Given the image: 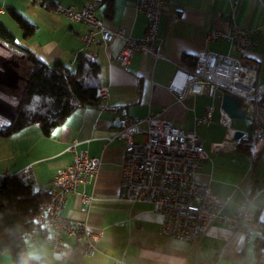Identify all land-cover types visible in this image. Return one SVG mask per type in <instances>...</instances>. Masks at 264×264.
<instances>
[{
    "label": "crops",
    "instance_id": "crops-1",
    "mask_svg": "<svg viewBox=\"0 0 264 264\" xmlns=\"http://www.w3.org/2000/svg\"><path fill=\"white\" fill-rule=\"evenodd\" d=\"M44 3L0 0V21L21 47L46 66L60 63L74 71L77 57L89 53L100 67L101 87L106 88L108 100L75 111L48 136L39 126L32 125L0 137V175H18L30 166L35 187L44 193L56 172L73 163L74 152L84 151L99 159L94 181L79 186L75 194L68 196L62 214L86 221L90 231L100 233L101 238L92 254L85 253L84 244L73 238H65L63 250L54 253L49 235H43L35 244L25 242L27 257L29 252H35L43 264H205L219 256L217 264H258L255 246L259 238L264 240V230L259 236L245 238L215 223L192 245L161 234L163 217L152 205L123 199L120 183L124 144L117 140L111 121L121 115L133 120L152 116L194 132L207 153V161L194 180L209 186L219 199H227L223 214H234L251 189L264 184V139L251 138L249 150L239 146L240 139L231 143L226 129L219 124L223 97L220 93L178 96L169 86L178 71L194 67L201 52L230 56L259 70L264 63V0H165L157 34L158 58L136 52L127 68L115 61L124 41L114 34L123 30L133 39L144 36L146 17L137 8L138 0H112L110 14L102 0ZM57 5L75 12L93 7L95 18L113 34L112 39L105 42L96 32L86 49L84 37L90 26L55 13L52 9ZM9 11L34 25L35 33L24 37ZM236 26L251 33L253 44L249 49L240 51L224 38ZM212 33L221 37L209 41ZM22 61L19 60L20 75L26 79L27 68L21 65ZM208 109L212 111L209 123H199ZM238 120L243 121L231 119V128L250 134L249 121ZM56 129L62 131L53 135ZM135 131L134 140L142 141L146 124L140 123ZM224 143L225 148L212 149V145ZM84 198L91 199L88 210ZM251 210L264 227V192L252 200ZM0 264H12L9 253L0 251Z\"/></svg>",
    "mask_w": 264,
    "mask_h": 264
},
{
    "label": "built area",
    "instance_id": "built-area-1",
    "mask_svg": "<svg viewBox=\"0 0 264 264\" xmlns=\"http://www.w3.org/2000/svg\"><path fill=\"white\" fill-rule=\"evenodd\" d=\"M30 1L45 5L44 0ZM164 3L165 0H138L137 8L146 17V30L141 39L128 37L123 30L114 34L124 41L115 60L121 68L130 65L136 52L158 58L157 34ZM52 10L71 21L90 26L91 30L84 37L86 49L91 46L96 32L105 42L113 37L112 33L104 29L102 22L95 18L93 7L75 12L57 5ZM250 34L236 26L224 38L241 51L252 46ZM220 37L219 33H212L207 39L214 41ZM258 79L259 70L256 67L230 56L201 52L191 70L175 74L169 88L178 96L184 93L207 96L220 93L222 96L235 97L251 125V133H241L240 139L251 137L259 141L264 139V87L258 88ZM98 97L100 105L108 100L106 88H100ZM211 113V109H208L198 122L209 123ZM140 123L146 124L144 139L135 141V128ZM219 124L226 129L227 139L236 144L238 140L234 137L237 131L231 128V118L222 110ZM111 127L117 132V140L124 144L120 183L122 198L133 203L152 205L163 217L161 234L196 245L215 223H221L233 235L245 238L263 233L264 227L251 210V203L264 192V184L253 187L234 214H223L227 199H219L209 186L199 185L194 180L196 173L207 161V153L194 132L184 131L152 116L143 120H133L126 115L116 116L111 121ZM225 147V143L212 145V149ZM98 168L99 159L89 157L84 151L74 152L73 163L58 170L49 189L45 190L47 200L36 212L33 224L24 234L23 240L35 244L40 236L49 235L51 249L58 253L64 248V239L73 238L77 243L84 244L85 253L92 254L101 234L90 231L86 221L68 218L62 212L68 196L75 194L79 186L94 181ZM17 178L23 184L36 186L30 166L23 169ZM90 204L91 199L84 198L87 210ZM218 258L205 264H217ZM115 264L120 263L116 261Z\"/></svg>",
    "mask_w": 264,
    "mask_h": 264
},
{
    "label": "trees",
    "instance_id": "trees-1",
    "mask_svg": "<svg viewBox=\"0 0 264 264\" xmlns=\"http://www.w3.org/2000/svg\"><path fill=\"white\" fill-rule=\"evenodd\" d=\"M110 14L112 0H102ZM9 17L28 38L36 27L15 11ZM0 48L9 56L23 58L26 66V81L19 91L11 93L9 100L15 111V118L0 127V137L5 138L25 127L37 125L43 135L60 125L75 111L99 105L100 67L89 53L77 57L74 71L55 63L46 66L29 51L21 47L14 36L0 21ZM186 59V58H185ZM184 59V60H185ZM239 146L245 150L251 147V137L240 139ZM43 189L23 184L17 175H0V251L9 253L12 264H23L28 260L24 234L31 228L36 212L47 200ZM257 263L264 264V240L258 239L255 246ZM28 264H43L29 260Z\"/></svg>",
    "mask_w": 264,
    "mask_h": 264
},
{
    "label": "water",
    "instance_id": "water-1",
    "mask_svg": "<svg viewBox=\"0 0 264 264\" xmlns=\"http://www.w3.org/2000/svg\"><path fill=\"white\" fill-rule=\"evenodd\" d=\"M19 67L18 59L14 57L7 59L0 55V88L9 89L12 92L20 90V83L25 82L26 79L18 73ZM221 108L231 119H245L249 121V118L245 117V113L240 110L239 100L233 96L224 95L221 100ZM0 118L7 122H12L15 118L13 106L1 98ZM241 136L240 132H236L234 139L239 140Z\"/></svg>",
    "mask_w": 264,
    "mask_h": 264
},
{
    "label": "rangeland",
    "instance_id": "rangeland-1",
    "mask_svg": "<svg viewBox=\"0 0 264 264\" xmlns=\"http://www.w3.org/2000/svg\"><path fill=\"white\" fill-rule=\"evenodd\" d=\"M0 54L1 55H3V56H5V57H10L9 56V54H8V52H4L1 48H0ZM17 58H18V56H16ZM21 63V65L22 66H24L22 63L23 62H20ZM260 69V76H259V81H258V88L259 89H261V88H263L264 87V63L262 64V65H260V67H259ZM3 95V97H4V99L8 102V103H10L9 102V100L10 101H12V98H11V93L9 92V93H4V94H2ZM0 121H3L1 118H0ZM234 121H243V120H238V119H234ZM5 122V121H4ZM5 124V123H4ZM4 124L2 125V126H4ZM2 126H0V127H2ZM26 168V167H25ZM24 168V169H25Z\"/></svg>",
    "mask_w": 264,
    "mask_h": 264
},
{
    "label": "flooded vegetation",
    "instance_id": "flooded-vegetation-1",
    "mask_svg": "<svg viewBox=\"0 0 264 264\" xmlns=\"http://www.w3.org/2000/svg\"><path fill=\"white\" fill-rule=\"evenodd\" d=\"M0 55H1V54H0ZM1 56H3V55H1ZM3 57H5V56H3ZM11 57H14L15 59H18V60L21 59V58H17L16 56H10V57H5V58L10 59ZM18 73H19V74L21 73V72H20V69H18ZM9 92H10V93H15V92H12V91L9 90V89H6V88H0V98L3 99V100H5L2 94H4V93H9ZM5 101H6V100H5Z\"/></svg>",
    "mask_w": 264,
    "mask_h": 264
},
{
    "label": "clouds",
    "instance_id": "clouds-1",
    "mask_svg": "<svg viewBox=\"0 0 264 264\" xmlns=\"http://www.w3.org/2000/svg\"><path fill=\"white\" fill-rule=\"evenodd\" d=\"M29 260H36V261H39L40 260V256L37 254V253H35V252H29L28 253V260H25L24 262H23V264H28V261Z\"/></svg>",
    "mask_w": 264,
    "mask_h": 264
},
{
    "label": "snow or ice",
    "instance_id": "snow-or-ice-1",
    "mask_svg": "<svg viewBox=\"0 0 264 264\" xmlns=\"http://www.w3.org/2000/svg\"><path fill=\"white\" fill-rule=\"evenodd\" d=\"M4 123V121H0V126H2ZM64 128L66 129L67 128V124L64 125ZM62 131V129H56L55 132L53 133V135H57L59 134L60 132Z\"/></svg>",
    "mask_w": 264,
    "mask_h": 264
}]
</instances>
